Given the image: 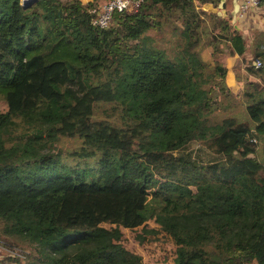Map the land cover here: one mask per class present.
Returning a JSON list of instances; mask_svg holds the SVG:
<instances>
[{"label": "trees", "instance_id": "16d2710c", "mask_svg": "<svg viewBox=\"0 0 264 264\" xmlns=\"http://www.w3.org/2000/svg\"><path fill=\"white\" fill-rule=\"evenodd\" d=\"M107 1L0 0V235L30 247L12 262L145 264L125 230L146 228L151 193L172 190L181 210L145 229L171 238L172 264H264V33L246 59L232 18L202 10L221 0H141L100 28ZM208 49L257 82L232 92ZM239 104L242 118H212ZM100 106L112 120H95ZM63 138L82 141L75 166L53 152Z\"/></svg>", "mask_w": 264, "mask_h": 264}, {"label": "rangeland", "instance_id": "374dc122", "mask_svg": "<svg viewBox=\"0 0 264 264\" xmlns=\"http://www.w3.org/2000/svg\"><path fill=\"white\" fill-rule=\"evenodd\" d=\"M23 2V1H22ZM264 5V4H263ZM262 5V7H263ZM226 9L232 10L233 0H228L226 3ZM261 7V8H262ZM261 8L257 11L259 12ZM258 14V13H257ZM255 14V17L258 15ZM257 15V16H256ZM252 16V15H251ZM264 17L263 15H261ZM250 17V15H249ZM262 19V18H261ZM240 30H242L243 35L247 41L250 55L247 58H252L254 53L256 52V45L261 42V35L264 33V21L260 19H255V21H250L247 24H239ZM155 33L153 32L152 35ZM258 34V36H256ZM212 50L208 49L204 56L213 61V66L216 65V61L220 60L224 65L228 66V74L226 77L225 84L229 86L232 92L241 95L246 90L247 84L249 82H257V80L251 77L247 72V65L242 63V58L238 57H230L223 54H218L216 56H211ZM248 56V55H247ZM246 62V61H245ZM231 92V93H232ZM231 98L234 97V95ZM221 99H224L223 97ZM234 102H237L236 99ZM108 106H100L97 108L95 120H112L107 117V114L104 112ZM7 107L3 100L0 99V112L6 111ZM245 114V106L239 104L234 109L230 111H225L223 108H218L212 118L216 121H222L226 118H242ZM196 117H203V111L200 109L195 113ZM117 120V118H116ZM119 123V122H118ZM82 141L79 139H70L63 138L57 147L54 149V153H60L61 158H63L64 162L70 165H77V161H73V159L68 158L67 154L69 151L74 150L80 147ZM189 151L195 153L196 156H199L201 160L212 162L215 161V156L212 155L206 148L197 142L192 143L189 146ZM259 155L263 157L262 147H259ZM87 164H93L94 160L89 159L86 160ZM167 186V185H165ZM195 191V189H191ZM152 192L148 201L146 203V213L148 218L147 229L157 227L155 225V219L159 214H176L181 210V206L176 204L179 197L172 190H165L162 192ZM158 193V194H157ZM140 228L134 231L125 230V240L124 244L127 248L132 251H135L141 254L144 258L145 264H172L173 259L175 258V250L176 247L173 244L171 238H169L165 234L151 235L146 234L145 229ZM20 244L16 243L12 239H6L0 235V264H16L12 262V256H16L23 260L24 253L23 251H28L30 247L24 250ZM23 250V251H22Z\"/></svg>", "mask_w": 264, "mask_h": 264}, {"label": "built area", "instance_id": "2783aa9c", "mask_svg": "<svg viewBox=\"0 0 264 264\" xmlns=\"http://www.w3.org/2000/svg\"><path fill=\"white\" fill-rule=\"evenodd\" d=\"M23 1V0H22ZM141 0H109L102 3L93 10L95 18L93 24L100 28H107L114 13H137L141 8ZM264 0H239V21H246L253 13H256L263 5ZM262 63L258 61L256 67L260 68Z\"/></svg>", "mask_w": 264, "mask_h": 264}, {"label": "water", "instance_id": "95a60500", "mask_svg": "<svg viewBox=\"0 0 264 264\" xmlns=\"http://www.w3.org/2000/svg\"><path fill=\"white\" fill-rule=\"evenodd\" d=\"M37 0H23L22 5L24 8L30 7L33 3H35ZM227 3V0H221V3L219 4L218 7H215L214 4L212 3H206L202 7V10L208 14H218L219 16H228V10L226 9L225 5ZM240 9L239 5V0H233V9L231 12V17H232V24L236 26L238 30L241 28L239 27V18H238V12Z\"/></svg>", "mask_w": 264, "mask_h": 264}, {"label": "crops", "instance_id": "0c3cea01", "mask_svg": "<svg viewBox=\"0 0 264 264\" xmlns=\"http://www.w3.org/2000/svg\"><path fill=\"white\" fill-rule=\"evenodd\" d=\"M228 1V0H227ZM264 4V3H263ZM226 7V6H225ZM232 9H233V6H232ZM231 12H232V10H229L228 11V16L227 17H231ZM258 13V14H257ZM255 14H257L256 16L257 17H255ZM261 15H263L264 16V5H263V7L261 8V10L259 11V12H256V13H253L252 14V16H250L249 18H248V20H246V21H239V24L241 25V24H243V25H245V24H247L248 22H250V21H252V19H253V21H255V19H260L261 21H264V17H262ZM232 18V17H231ZM262 18V19H261ZM236 27V26H235ZM240 27V26H239ZM227 68H228V66H226ZM229 72V71H228Z\"/></svg>", "mask_w": 264, "mask_h": 264}]
</instances>
